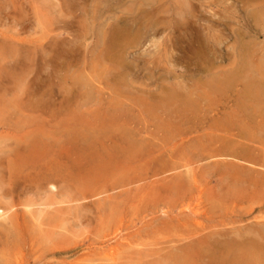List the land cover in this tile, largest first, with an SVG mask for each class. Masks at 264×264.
Wrapping results in <instances>:
<instances>
[{"label": "rangeland", "instance_id": "374dc122", "mask_svg": "<svg viewBox=\"0 0 264 264\" xmlns=\"http://www.w3.org/2000/svg\"><path fill=\"white\" fill-rule=\"evenodd\" d=\"M263 10L0 0V264H227L264 246Z\"/></svg>", "mask_w": 264, "mask_h": 264}, {"label": "bare ground", "instance_id": "6f19581e", "mask_svg": "<svg viewBox=\"0 0 264 264\" xmlns=\"http://www.w3.org/2000/svg\"><path fill=\"white\" fill-rule=\"evenodd\" d=\"M159 1V0H158ZM261 2V1H260ZM48 3V2H47ZM67 3V2H66ZM160 3V2H159ZM158 3V4H159ZM62 4V3H61ZM103 5V4H102ZM160 5V4H159ZM182 5V4H181ZM50 6V5H49ZM111 6V5H110ZM156 6V5H155ZM159 8H161V6L159 7ZM185 8H186V6H185ZM189 8V7H188ZM64 10V9H63ZM161 10H162V8H161ZM182 10V9H181ZM166 11V10H165ZM168 11V10H167ZM186 11V10H185ZM264 11V10H263ZM59 12V11H58ZM162 12H163V10H162ZM55 13V12H54ZM57 13V12H56ZM185 13V12H184ZM257 13H258V11H257ZM256 13V14H257ZM155 14V13H154ZM182 14V13H181ZM187 14V13H186ZM185 14V15H186ZM260 14V13H259ZM262 15H263V12H262ZM155 16H156V14H155ZM187 16V15H186ZM182 17V16H181ZM262 18H263V16H262ZM133 19V18H132ZM186 19V18H185ZM64 20V19H63ZM120 21V20H119ZM126 21V20H125ZM124 21V22H125ZM185 23V22H184ZM22 24V23H21ZM29 24H30V22H29ZM99 25H100V23H99ZM113 25V24H112ZM111 25V26H112ZM185 25V24H184ZM258 25V24H257ZM264 25V24H263ZM115 26V25H114ZM157 26V25H156ZM88 28V27H87ZM116 28H118V27H116ZM121 28V27H120ZM142 28V27H141ZM260 28V27H259ZM113 29V28H112ZM118 30V29H117ZM116 29H115V33H112V37H109V41L110 42H108L107 41V43H109V49H110V47H112V46H117V44L118 45H120L119 43H118V41L121 39V37H122V33L121 32H119V31H117ZM119 30H121V29H119ZM137 30V29H136ZM91 31V30H90ZM129 31V30H128ZM157 31V30H156ZM77 32V31H76ZM122 32H123V29H122ZM126 32V31H125ZM109 33V35L111 34L110 32H108ZM106 34H107V31H106ZM84 35V34H83ZM82 36V35H81ZM107 36V35H106ZM85 38V37H84ZM104 38V37H103ZM106 40H107V38H106ZM182 40V39H181ZM79 41V40H78ZM122 41V40H121ZM131 44V43H130ZM72 45V44H71ZM105 45V44H104ZM103 45V46H104ZM106 46V45H105ZM104 46V47H105ZM61 48V47H60ZM108 48V47H107ZM245 48V47H244ZM66 49V48H65ZM105 49V48H104ZM42 50V49H41ZM68 50V49H67ZM122 50V49H121ZM8 52V51H7ZM24 52V51H23ZM241 52V51H240ZM65 53V52H64ZM69 53V52H68ZM26 54V53H25ZM63 55V54H62ZM193 55V54H192ZM8 56V55H7ZM248 56V55H247ZM14 58V57H13ZM102 58V57H101ZM122 58V57H121ZM192 58V57H191ZM23 59H25V58H23ZM245 59V58H244ZM25 61V60H24ZM101 61V60H100ZM247 63V62H246ZM245 63V64H246ZM46 64H48V63H46ZM103 65H104V63H103ZM250 65V64H249ZM264 65H262V67H263ZM252 67V66H251ZM123 68V67H122ZM253 68V67H252ZM251 68V69H252ZM256 68V67H255ZM255 68H253V70L255 69ZM249 69V68H248ZM261 69V68H260ZM117 70V69H116ZM213 70V69H212ZM263 70V69H262ZM232 71V70H231ZM237 71V70H236ZM252 71V70H251ZM257 71V70H256ZM255 71V72H256ZM241 72V71H240ZM229 73V72H228ZM232 73V72H231ZM220 74V73H219ZM227 74V73H226ZM226 74L224 73V75H225V77H226ZM235 74H236V72H235ZM249 73L247 72V75H248ZM259 75H260V73H258ZM261 74H263V73H261ZM116 75V74H115ZM251 75H253V74H251ZM264 75V74H263ZM223 76V75H222ZM232 76V75H231ZM236 76V75H235ZM256 76H257V73H256ZM260 76H262V75H260ZM121 77V76H120ZM224 77V76H223ZM243 77V76H242ZM244 77H245V74H244ZM243 77V78H244ZM249 77V76H248ZM253 77H255L254 75H253ZM218 78H220V77H218ZM217 78V79H218ZM237 78H238V76H237ZM256 78V77H255ZM38 79V78H37ZM247 79V78H246ZM245 79V80H246ZM111 80V79H110ZM216 80V79H215ZM221 80H222V77L216 82V83H213V86H214V88H213V90H216L217 89V86H219L221 83H219V81L221 82ZM223 80H226L224 83H226L227 84V81H229V83L231 82L229 79H223ZM234 80V79H233ZM249 80V79H248ZM257 80V79H256ZM119 81V80H118ZM260 81V80H259ZM246 82H247V80H246ZM255 82V81H254ZM253 82V83H254ZM115 83V82H114ZM209 83V82H208ZM257 83V85H258V82H256ZM212 84V83H211ZM219 84V85H218ZM251 84V83H250ZM208 85V84H207ZM217 85V86H216ZM255 86V84L252 86V87H254ZM263 86V85H262ZM216 87V88H215ZM264 87V86H263ZM262 87V89H264ZM256 88V87H255ZM260 88V87H259ZM257 89V88H256ZM208 90V89H207ZM218 90V89H217ZM256 93V92H255ZM260 93V92H259ZM250 95V94H249ZM251 96V95H250ZM253 96H254V94H253ZM89 97V96H88ZM255 98H256V95L254 96ZM252 98V97H251ZM260 99V98H259ZM183 101V100H182ZM81 103H83V102H80V104ZM77 104V103H76ZM156 104V103H155ZM168 104V103H167ZM79 107V106H78ZM131 108V107H130ZM253 108V107H252ZM80 109V108H79ZM102 111V110H101ZM130 112V111H129ZM264 112V111H263ZM100 121V120H99ZM102 121V120H101ZM86 122V121H85ZM98 122V121H97ZM103 124V123H102ZM100 125V124H99ZM106 125V124H105ZM104 125V126H105ZM112 126H113V124H111ZM114 129V128H113ZM116 129V128H115ZM116 139V138H115ZM120 142V141H119ZM253 142V141H252ZM231 144V143H230ZM230 149V148H229ZM44 150V149H43ZM244 150H246V152H247V149H245L244 148ZM115 151V150H114ZM122 152V151H121ZM225 152V151H224ZM237 152H239V151H237ZM237 152H236V154H237ZM241 152V151H240ZM242 153V152H241ZM125 154V153H124ZM246 154V153H245ZM244 154V155H245ZM241 155V154H240ZM240 155H238L239 157H240ZM247 156H248V154H246ZM30 156H31V153H30ZM112 156H114V155H112ZM124 156V155H123ZM123 156H121V157H123ZM242 156V158H243V155H241ZM250 157H252V156H250ZM257 157H259V156H257ZM262 157V156H261ZM111 158V157H110ZM114 158V157H113ZM253 159H254V157H253ZM110 160V159H109ZM114 160V159H113ZM256 160V159H255ZM257 160H258V158H257ZM244 161V160H243ZM262 161H264V160H262ZM258 162H259V160H258ZM244 163H246V161L244 162ZM247 163H249V162H247ZM26 164V163H25ZM250 164V163H249ZM252 165V164H251ZM226 166V165H225ZM224 168V167H223ZM232 168V167H231ZM237 168V167H236ZM238 168H240V167H238ZM229 168H227V170H228ZM241 169V168H240ZM261 169V168H260ZM263 169V168H262ZM14 170H16V168H13V171ZM207 170V169H206ZM237 170V169H236ZM208 171V170H207ZM239 171V170H238ZM16 172V171H15ZM203 172V171H202ZM210 172V171H209ZM246 171H244L243 172V174L245 173ZM219 173V172H218ZM252 173V172H251ZM13 174V173H12ZM15 174V173H14ZM206 174V173H205ZM221 174V173H220ZM219 175V174H218ZM236 175H238V174H236ZM244 175H246V174H244ZM49 176V175H48ZM217 176V175H216ZM223 176V175H222ZM238 176H240V175H238ZM251 175H249V177H250ZM243 176H241V178H242ZM245 178V177H244ZM54 179V178H53ZM240 179V178H239ZM251 179V178H250ZM253 180V179H252ZM254 180H255V178H254ZM15 181V180H14ZM55 181V180H54ZM195 181V180H194ZM244 181V180H243ZM16 182V181H15ZM49 182V181H48ZM197 182V181H196ZM249 183H250V181H248ZM253 182V181H252ZM251 182V183H252ZM254 183H256V182H254ZM18 184V183H17ZM20 184H22V183H20ZM39 184V183H38ZM41 184V183H40ZM132 184V183H131ZM11 185V184H10ZM26 185V184H25ZM51 185V184H50ZM195 185V184H194ZM198 185V184H197ZM251 185V184H250ZM254 185V184H253ZM257 185H258V183H257ZM263 185H264V183H263ZM20 186V185H19ZM36 186H37V184H36ZM35 186V187H36ZM42 186V185H41ZM48 186V185H47ZM46 186V187H47ZM56 186V185H55ZM196 186V185H195ZM256 186V185H255ZM16 187V186H15ZM262 187V186H261ZM37 188V187H36ZM264 188V187H263ZM24 189V188H23ZM39 189V188H38ZM42 189V188H41ZM48 189V188H47ZM52 191L53 190H55L56 188L53 186L52 188ZM188 190V189H187ZM27 191H29V190H27ZM114 191V190H113ZM202 191V190H201ZM108 192V191H107ZM261 192V191H260ZM263 192V191H262ZM261 192V193H262ZM11 193V192H10ZM53 193V192H52ZM51 193V194H52ZM25 194H26V192H25ZM50 194V195H51ZM106 194V193H105ZM54 195V194H53ZM101 195V194H100ZM124 195V194H123ZM55 196V195H54ZM263 196V195H262ZM53 197V196H52ZM58 197H60V196H58ZM77 197V196H76ZM118 197V196H117ZM89 198V197H88ZM119 198V197H118ZM55 199V198H54ZM90 199H92V198H90ZM71 201H72V199H70ZM87 200V199H86ZM264 200V199H263ZM79 201V200H78ZM84 201V200H83ZM196 201V200H195ZM59 202H61L62 203V201L60 200ZM73 202V201H72ZM90 203V202H89ZM52 204V203H51ZM59 204V203H58ZM188 204H190V203H188ZM57 205V204H56ZM60 205V204H59ZM191 205V204H190ZM9 206V205H8ZM8 206H6V207H8ZM84 206V205H83ZM5 207V209H7V211H8V208H6ZM13 207V206H12ZM46 207V206H45ZM199 207V206H198ZM201 207V206H200ZM15 208V207H14ZM70 208V207H69ZM79 208V207H78ZM110 208V207H109ZM183 208V207H182ZM194 208L195 207H193V209H191V207H190V210H194ZM9 209H11V207L9 208ZM16 209H17V207H16ZM68 210V209H67ZM72 210V209H71ZM70 210V211H71ZM184 210V209H183ZM196 210V209H195ZM9 211H13V209H11V210H9ZM188 211H189V209H188ZM5 212V211H4ZM15 212H16V210H15ZM14 212V213H15ZM44 212V211H43ZM165 213V212H164ZM16 214V213H15ZM54 214V213H53ZM84 214V213H83ZM194 214H196L195 212H194ZM199 214V213H198ZM2 216H3V211H1L0 212V217L2 218ZM80 217H82V216H80ZM256 217H258V216H256ZM6 218V217H5ZM83 218V217H82ZM86 218V217H85ZM251 218V217H250ZM52 219V218H51ZM57 219V218H56ZM122 219V218H121ZM249 219V218H248ZM264 219V218H263ZM82 220V219H81ZM86 221H88L87 219H85ZM116 220H118V219H116ZM196 220V219H195ZM16 221H17V218H16ZM83 221H84V219H83ZM257 221V220H256ZM18 222V221H17ZM118 222V221H117ZM121 221H119V223H120ZM199 222V221H198ZM15 224H16V222H14ZM22 223V222H21ZM25 223V222H24ZM190 223V222H189ZM196 223H197V220H196ZM22 225V224H21ZM63 225V224H62ZM102 225H103V223H102ZM197 225H198V223H197ZM255 225V224H254ZM259 225V224H258ZM200 226H201V224H200ZM263 226V225H262ZM120 227V226H119ZM118 227V228H119ZM117 228V229H118ZM259 228V227H258ZM262 228V227H261ZM264 228V227H263ZM116 229V228H115ZM258 230V229H257ZM261 230V229H260ZM117 231V230H116ZM115 231V232H116ZM121 231V230H120ZM247 231V230H246ZM263 231H264V229L261 231L262 233H263ZM114 233V232H113ZM119 233V232H118ZM115 234H117V233H115ZM199 234V233H198ZM198 234H196V235H198ZM243 235L245 234L244 232L242 233ZM112 235H114V234H112ZM119 235V234H118ZM195 235V237H196V239H197V236ZM241 235V234H240ZM242 235V236H243ZM248 234H246V236H247ZM117 236V235H116ZM115 236V237H116ZM202 236V235H201ZM211 236H213V235H211ZM252 236V235H251ZM115 237H114V239H115ZM260 237V236H259ZM258 237V238H259ZM117 238V237H116ZM199 238V237H198ZM239 238V237H238ZM251 238V237H250ZM256 239L257 241L258 240H260V238L259 239ZM264 238V237H263ZM109 239V238H108ZM113 239V238H112ZM195 239V240H196ZM201 240V239H200ZM242 240V239H241ZM105 241V240H104ZM114 241V240H113ZM197 241H198V239H197ZM211 242H212V240H210ZM229 241V240H228ZM251 241V240H250ZM257 241H255V242H257ZM261 241V240H260ZM194 242V241H193ZM203 241L201 240V242L200 243H202ZM238 242V241H237ZM36 243V242H35ZM109 243V242H108ZM224 243V242H223ZM228 243V242H227ZM258 243H260V242H258ZM261 243H262V241H261ZM198 244H199V242H198ZM221 244V243H220ZM36 245V244H35ZM42 245V244H41ZM203 245V244H202ZM205 245V244H204ZM208 245V244H207ZM213 245V244H212ZM264 245V244H263ZM195 246V245H194ZM222 246V245H221ZM242 246V245H241ZM111 248V247H110ZM115 248V247H114ZM117 248V247H116ZM225 248V247H224ZM242 248H244L245 250H244V252L243 253H241V254H236V253H234V254H232V257H230L229 258V260H227L229 263H227V264H264V246H262V245H255V244H248V245H243V247ZM198 249V248H197ZM113 250V249H112ZM108 251V253H111V252H114L115 250H113V251ZM199 252V251H198ZM211 252V251H210ZM106 257H108L107 256V254H106ZM112 257V256H111ZM222 257V256H221ZM23 258V257H22ZM21 258V259H22ZM116 258V257H115ZM222 259V258H221ZM24 260V259H23ZM22 260V261H23ZM15 261V260H14ZM21 261V262H22ZM27 261V260H26ZM25 263V261L23 262V264ZM70 263V262H69ZM225 263V262H224ZM21 264V263H20ZM122 264H123V261H122Z\"/></svg>", "mask_w": 264, "mask_h": 264}]
</instances>
